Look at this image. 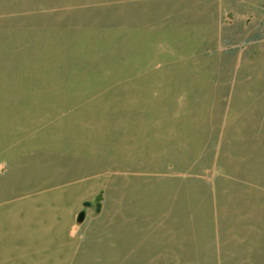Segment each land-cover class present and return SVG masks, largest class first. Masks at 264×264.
Returning <instances> with one entry per match:
<instances>
[{
    "label": "rangeland",
    "instance_id": "rangeland-1",
    "mask_svg": "<svg viewBox=\"0 0 264 264\" xmlns=\"http://www.w3.org/2000/svg\"><path fill=\"white\" fill-rule=\"evenodd\" d=\"M160 180L264 184V0H0V264H115L88 231Z\"/></svg>",
    "mask_w": 264,
    "mask_h": 264
},
{
    "label": "crops",
    "instance_id": "crops-1",
    "mask_svg": "<svg viewBox=\"0 0 264 264\" xmlns=\"http://www.w3.org/2000/svg\"><path fill=\"white\" fill-rule=\"evenodd\" d=\"M160 182V188L153 184L144 193L146 198L154 197L155 189L158 202L154 208L134 210L131 191L127 208H123L126 197L118 208L121 193H114L116 205L110 224L87 234L86 250L99 257L96 261L264 264V184L260 180L242 184L240 202L201 200L202 182L192 180L184 181L187 187L173 191L169 198L168 190L162 188L169 182ZM174 201L176 215L170 213Z\"/></svg>",
    "mask_w": 264,
    "mask_h": 264
},
{
    "label": "water",
    "instance_id": "water-1",
    "mask_svg": "<svg viewBox=\"0 0 264 264\" xmlns=\"http://www.w3.org/2000/svg\"><path fill=\"white\" fill-rule=\"evenodd\" d=\"M102 193L95 197L92 201H84L82 203V211L77 215L76 224L81 226L88 215L89 210H93L94 215L99 216L102 212Z\"/></svg>",
    "mask_w": 264,
    "mask_h": 264
}]
</instances>
